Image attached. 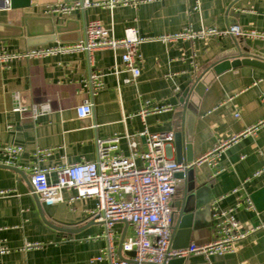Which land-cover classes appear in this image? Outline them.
Instances as JSON below:
<instances>
[{"label":"crops","instance_id":"obj_1","mask_svg":"<svg viewBox=\"0 0 264 264\" xmlns=\"http://www.w3.org/2000/svg\"><path fill=\"white\" fill-rule=\"evenodd\" d=\"M61 1L72 2L30 0L25 6L0 8V45L10 51L30 47L23 30L26 20L36 32L68 21L70 29L63 35L67 39L78 35L81 39L89 20L111 26L117 39L124 37L127 27H135L143 36L173 34L186 26L223 30L231 23L243 29L264 31V0H150L113 7L102 5L109 0H90L98 5L73 9L69 15L47 12L48 6ZM234 40L264 55V40L241 39L230 34L193 41L145 42L141 45V74L135 84L125 85L121 80L128 72L117 77L110 72L115 52L109 47L95 50L91 64L85 52H73L0 66V161L3 146H22L23 153L15 167L24 173L26 180L15 170L0 166V191H4L0 193V247L6 249L0 253V264H107L105 260H95L106 245V239L100 236L102 223L89 217L96 205L95 198L69 202L74 191L64 190L63 201L45 205L37 196L45 219L70 231H60L42 218L26 179L30 181L34 151L51 152L41 161V167L92 161L95 139H109L117 134L121 138L116 153L127 155L130 149L125 134H137L144 128L149 132H177L181 128L182 106L178 100L202 74L206 89L201 96L191 95L190 107L196 113L193 161L215 144L231 137L237 139L224 149L216 165L201 163L189 169L187 198L194 217L189 236L178 235L176 243L189 240V244L198 245L213 240L212 206L218 210L233 207L238 220L248 227L263 224L264 208L258 210L253 203L249 205V200L252 193L264 188V172L257 174L264 168V122L255 133H243L264 119V69L240 65L217 75L210 71L220 53L235 47ZM122 52L119 48L116 54ZM91 70L103 73L104 87L95 94H90L83 82ZM118 82L121 85L117 89ZM15 94L27 106L48 103L49 110L36 119L30 108L15 111ZM86 99L92 103V112L89 117L80 118L75 107ZM146 104L148 108L168 104L172 109L141 115ZM136 139L138 151L144 152L143 139ZM169 155L175 159L174 148ZM136 164L140 166L141 159ZM175 182L172 211L184 189L182 179L175 178ZM112 230L116 247L123 232L125 237L132 232L124 222L114 223ZM209 261L264 264V229L251 232L238 243L233 254L211 256ZM205 262V257L198 254L188 256L183 264Z\"/></svg>","mask_w":264,"mask_h":264},{"label":"built area","instance_id":"obj_2","mask_svg":"<svg viewBox=\"0 0 264 264\" xmlns=\"http://www.w3.org/2000/svg\"><path fill=\"white\" fill-rule=\"evenodd\" d=\"M142 1L150 0H109L104 6L135 5ZM92 4L90 0H72V2H57L48 6L47 12L51 14L69 15L73 9L88 8ZM10 0L0 1V8H9ZM124 37L117 39L113 36L111 26H104L98 20H89L84 26V36L73 42H52L39 46H30L22 51H10L0 45V66L5 67L14 61L22 59H39L73 52H85L91 64L93 52L101 48H112L115 52V60L110 72L116 77L120 73L128 72L123 78L122 84H135L141 74L140 63L142 61L141 48L145 42L176 40L205 39L210 36L233 35L237 38L264 40V31L242 28L236 23L227 25L226 29L216 27L193 29L190 26L173 34H159L158 36H143L135 27L124 29ZM121 48L123 52L118 55L116 51ZM195 65L194 61H191ZM103 73L91 70L88 77L83 79L84 86L89 88L90 94H95L104 87ZM117 84V89L120 87ZM15 106L13 110L23 112L30 108L31 116L37 118L49 110L48 103L27 106L17 94L14 96ZM172 109L171 105L162 104L148 108L146 104L141 110L145 113H160V111ZM78 117L86 118L92 112V103L86 99L75 107ZM264 119L246 129L243 135L255 133ZM174 131L149 132L144 128L137 134H125L128 139L127 155L116 153L117 144L121 136L115 134L109 139H95V158L92 161H78L73 164L59 166L40 165L44 157L51 154L45 149L34 151L35 161L30 167V184L32 192L38 196L41 203L51 205L64 200L63 191L73 190L69 196L72 202L77 198H95L96 205L89 212L93 221L102 223L103 231L100 236L106 239V245L96 256L95 260H105L107 264H162L171 258L188 257L201 254L205 257L204 264H212L211 256L228 255L237 251L240 241L259 228L264 229V223L256 226H246L241 223L234 213V208L218 210L212 206L211 212L214 220V238L205 244H189L186 247H171V199L176 191L174 174L201 163L216 165L222 152L237 137H231L215 144L211 150L186 164L177 163L169 155L173 149ZM137 137L142 138L146 150L139 152L137 149ZM3 159L0 164L14 166L16 160L23 153L20 145L7 144L1 148ZM142 164H136L137 159ZM264 172V168L257 174ZM54 175L55 179L50 177ZM4 193V191H0ZM252 201L249 200V205ZM126 222L131 227V234L124 237L121 245L123 258L119 256L115 245V235L112 227L116 222ZM27 246H35L27 244ZM5 247H0V253L5 252ZM134 255H127V252Z\"/></svg>","mask_w":264,"mask_h":264},{"label":"water","instance_id":"obj_3","mask_svg":"<svg viewBox=\"0 0 264 264\" xmlns=\"http://www.w3.org/2000/svg\"><path fill=\"white\" fill-rule=\"evenodd\" d=\"M30 0H11V6L13 7H21L25 6L29 3ZM70 26V23L67 21L65 25H60L56 23L55 25H50V29L48 31L39 30L38 32L32 30L30 25L28 24V20L24 22V33H26V43L28 46H39L41 44H47L49 42L58 41H73L79 40L80 36L74 37L73 39H67L63 35L67 32ZM23 28V27H21ZM235 47L227 49L218 55V60L214 63L210 71L214 74H220L221 72L227 70L230 67H237L240 65H251L258 68L264 69V55L260 54L256 50H250L248 47H242L237 40H234ZM203 76L202 74L198 77L192 86L186 88L182 94L181 98L178 100L181 104V114H182V126L181 128L174 133V141H173V148L175 152V160L176 162L186 164L188 162L193 161V151H192V141L194 135V125L196 121V113H193L190 105L191 103V95L196 93L198 96H201L202 92L206 89L205 85L203 84ZM1 167L10 168L15 170L19 173L22 178L25 180L24 173L14 166H3ZM191 168V167H190ZM190 168H185L183 171H179L174 174V177L178 180L182 179L183 182V194L180 200L176 201L173 206L175 208L174 211L171 213V242L172 248H181L186 247L189 245V240H185L182 243H176V238L178 235L186 234L189 236V228L191 224V220L193 219V213L191 212L192 203L187 198L188 194V172ZM27 187L32 190V186L28 178ZM26 181V180H25ZM177 186V184H176ZM36 197V201L38 203L39 209L41 211V216L44 220V214L42 212V204L38 202L37 195L34 194ZM251 201L254 206L261 210L264 208V188L252 193L250 195ZM212 215V212H211ZM46 222L53 226L54 228L62 231H70L69 229H65L64 227H57L51 224L48 220ZM125 227L127 223L124 221ZM124 232L122 233L121 239L119 241L117 252H119V256L123 258L121 252V245L124 240ZM187 239V238H186ZM127 255H134V252L130 251L126 253ZM187 257L181 258H171L167 261H164L162 264H183Z\"/></svg>","mask_w":264,"mask_h":264}]
</instances>
